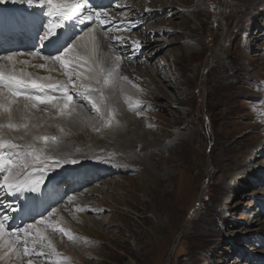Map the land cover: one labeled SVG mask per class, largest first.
<instances>
[{
    "label": "rangeland",
    "instance_id": "374dc122",
    "mask_svg": "<svg viewBox=\"0 0 264 264\" xmlns=\"http://www.w3.org/2000/svg\"><path fill=\"white\" fill-rule=\"evenodd\" d=\"M92 1L100 4V0ZM109 1L99 7H105L110 15L106 29L111 34L112 26L123 23L115 19L121 0ZM124 1L129 3V0ZM169 4L172 10H168L167 16L179 26L176 32L181 33V38L182 34L191 38L190 44L182 40L181 45L194 49L183 61L174 60L166 51L168 68L172 71L166 80L153 72V76H142L139 82H132L134 103L142 107L143 116L138 115L143 123L142 132H148L151 126L155 128L148 146L158 149L155 154L148 153L149 163L156 169L150 172V165L145 169L139 163L148 156L142 151L143 145H139L136 152L139 173L135 172L134 163L124 166L112 159L119 170L131 173L127 178L126 173H118L114 176L119 181L116 186L109 189L108 182L114 180H106L98 188L103 194L90 195L95 199L93 205L97 213L87 216L106 221L103 231L93 229L94 233L91 228H84L72 211L79 205L67 202L75 195L64 196L65 201L54 208L59 207L65 214L68 230L77 238V244L69 254L64 247L68 242L75 243L62 233L55 235L49 230L50 239L57 238L52 243L60 255L36 258L35 264H54L55 261L85 264L81 262L84 256L91 258L89 264H264V0H171ZM130 22L135 25L131 27L130 39L137 36L143 42L147 36L145 27H140L136 20ZM162 24L157 21L155 27L171 32L169 27H161ZM75 31L72 29L69 33ZM38 33L28 40L34 44L30 51L38 47L34 40ZM115 33L118 35L119 31ZM179 38H174L178 43L174 46L180 52ZM142 42L140 44H144ZM139 51L143 56L140 61H147L152 71L155 68L160 71L163 54L155 57L156 51L146 47ZM128 54L126 52L123 58ZM54 127L56 131L60 129L58 125ZM91 164H94L92 160L66 164L67 171L57 174L61 175L58 179L66 180L76 169ZM148 172L164 181L161 186L164 188L158 190L166 189L172 194L153 201L147 197L150 190L144 185L137 193L140 212L132 211L137 203L130 199L129 204L130 193L119 185L128 186L129 178L147 184ZM133 173L134 178L130 177ZM29 200L31 198L26 202ZM12 201L15 202L11 205H19L17 198ZM115 201L122 214L116 212V205L113 208ZM6 202H0V215H9ZM37 205L30 208L34 210ZM20 209L12 211L11 218L23 216L25 220L17 218L9 229L41 219L31 221L28 214L21 215ZM128 211L129 216L123 214ZM52 216L48 219L61 226L57 217ZM98 222L89 221V225L97 228ZM124 240L128 242L127 249L123 246ZM130 247L136 251L129 252ZM27 258L22 261L27 262Z\"/></svg>",
    "mask_w": 264,
    "mask_h": 264
},
{
    "label": "bare ground",
    "instance_id": "6f19581e",
    "mask_svg": "<svg viewBox=\"0 0 264 264\" xmlns=\"http://www.w3.org/2000/svg\"><path fill=\"white\" fill-rule=\"evenodd\" d=\"M116 1L118 2L119 0ZM123 1L124 0H121L120 4H118L120 9L115 14V19H117L119 22H122L123 24L117 25L116 27H114L115 25L112 26L111 34H109L110 32L109 33L107 32V35L105 36V32L103 31V29L108 24H110L111 21L110 15H108V22L103 25V29H101L97 25H92L91 22L89 21H85L83 24L76 21L75 24L70 23L66 30L69 33L70 31H72V29L73 31L77 30V32H80L81 29L87 30L89 26L95 28L94 34L98 36L99 51L94 53L91 50L90 44L87 50L79 49L78 51L81 55H84L88 59L89 65L92 66L93 68H96V70H98V64H97L98 58H103L105 56H115V55H120L122 57V62L119 69V76L120 77L127 76L128 81L118 80L116 84H112L110 82L108 86L104 87V93L106 96L105 102L114 112V117H115L112 123L110 124V126L107 127L103 126V122L101 121L100 117L97 116L95 112L92 113V110L90 108L91 105L87 104V102L85 101H82L80 97L75 94V91L73 90V86L69 85V92L70 94L73 95L74 103L69 105V109L65 110L64 115H59L57 110L53 108L51 105L42 104L39 105L36 109H29L27 112H16L14 114V122L18 124H27L28 125L27 129L25 128L9 129L7 127L0 129V138H2L5 141H11L12 143L21 146L27 145L29 143H33L35 147L45 149V152L53 157L63 158L67 156L69 159H78L81 162L92 160L94 163L76 169L71 176L68 175V178L66 180L58 179L61 175H57L67 171L66 164L61 165L55 170H50L45 175V180L44 183L41 185V191L39 193L30 194L25 192L22 194H17L16 197H13L11 195H8L3 189H0V202L5 203L7 201L6 204L7 203L13 204L12 202L15 201L12 200H14V198H17L21 206L20 209L21 215L23 213L28 214L29 218H31V221L44 216L48 212L47 210L59 206L61 202L65 201V199L63 200L64 196L66 198L69 197L70 194L71 195L74 194L75 196H70V197H75L72 203L79 205L72 208V211L75 212V215L77 216L76 219L79 220L78 222L82 223L84 228L87 227L89 228V230L91 228L92 232H94L93 229L95 231H103V225H106L105 224L106 221L104 220L102 221L101 219H97V218L91 219L92 217L88 218L87 216L88 213L96 211L94 209L95 206L93 205L95 199L90 198V195L98 196L100 193L103 194L102 192H100L98 188H100V185H103V182L106 180L107 181L111 179L114 180L108 182L109 189L112 186H116V183H118L119 181H117L116 178L114 179V176L117 175L118 173L120 172L126 173L124 174L125 175L124 177L126 178H127V174L131 173V171L129 170L127 171L119 170L117 167L113 165L112 159L117 160L118 162L122 163L124 166L134 163L135 172L139 173L137 170V163H138L136 156L137 147L139 145H143L142 151H145L147 153L148 151H150L149 153H154V154L158 149V148L156 149V147L148 146L150 138H152L155 135L152 134L155 128L151 126L148 132L145 133L142 132L143 126L141 125L142 122L138 120V117L140 116L137 115V112H139L140 113L139 115L141 116H143L142 115L143 112H141L142 107L140 108L138 106L139 103H134L136 98L134 97L132 82L134 81L139 82L138 78L142 76L144 77L145 76L150 77V75L153 76V72L157 76L166 80L167 76L170 75V73L172 72L168 68L169 58L166 56V54L170 53V56L173 57L174 60L177 59L178 61H183L189 55L190 51L194 48H192L190 45L189 46L181 45V42L183 41L190 44L191 38L189 35L184 36L183 34L181 38V33L176 32L178 31L177 28H179V26H175L172 20L167 16L168 10L170 11L172 10V7H170L169 4L171 3V0H167V2L163 0H151V1L129 0V3H125V1L124 2ZM106 2L109 3L110 1L107 0ZM99 9L104 10L105 8L100 7ZM48 10L49 9H47L46 7L41 8L35 4L33 6H29L27 3L23 2V0H0V56L2 54L6 55L13 52H19V53L29 52L31 48L34 46V44L29 43L28 40L30 39V36H35V34L38 33V29L43 27L42 23L44 22L47 23L48 17L44 13L47 12ZM104 11L107 12L106 9ZM1 19L4 20V22H1ZM131 20H136L137 23H139L140 27H145L147 36L143 40L144 44H140V42L142 41L137 36L131 37L130 39V32H131L130 30H132L131 27L135 26L133 22H130ZM157 21L158 22L162 21L163 24L161 27H169L171 29V32H168L167 29L163 30L160 27H155V23ZM128 26L129 28H127ZM117 29H119L118 35H116L115 33V30L117 31ZM175 34L176 35L179 34V36L178 37L174 36ZM61 35L63 38L64 34L62 33ZM114 37H123V41H118L114 39ZM174 38H179L180 40L179 41L180 50H181L180 52L176 51L174 45L178 43H176V40H174ZM133 41H137L139 43L138 48L134 46ZM144 47L156 51L155 57L158 56V54H163V56L160 58V67H161L160 71L158 70V68L157 69L155 68L156 70L154 69L152 71L151 69H149L147 61L145 60L140 61L142 55L139 50L143 49ZM49 49L50 48L43 49L45 55L51 52ZM163 49L166 50L163 51ZM126 52L129 54L127 55V58L124 59L123 56ZM16 61L17 62L14 64H8L7 62L0 61V65H4L3 70L5 72L15 71L17 73H27L30 74L32 78L41 81H44L45 79H47V82L68 81V76L64 74V69L61 68V66L58 63L52 64L50 61H44L40 58H33L28 55L18 56L16 58ZM19 61H28V64H22L19 63ZM40 64H44L45 67L44 68L38 67V65ZM105 66L108 67L110 65L106 64ZM162 69L163 72L161 73ZM79 71L83 72L85 71V69L81 68L79 69ZM72 79L74 81L77 80L75 75H73ZM77 83H79V81H77ZM93 86L101 87V85L98 84H93ZM50 91L51 90H46V92H50ZM160 93L163 94V91L161 90ZM56 95H59V93H56ZM97 95L99 94L97 93ZM154 98L157 97H155L154 95ZM2 99L3 97L0 96V100ZM146 106L147 105H145V107ZM13 107L17 108L20 106L14 105ZM72 109H74L72 115H68L67 112ZM35 111H37V113H35ZM0 123H6V119L3 116H0ZM54 125H58L60 129L56 131ZM61 129H63V131H61ZM96 129H99V131H97ZM94 132L97 133L96 136L93 135ZM161 133H163V131ZM50 134L54 135L53 137L58 138L57 143H53L51 140L47 142L43 140H34V137H40V136L49 137ZM83 134H86V136H84ZM64 138H66V140ZM155 140L159 141L158 138H156ZM44 144H46V146H44ZM147 147H149L148 150H146ZM77 149H80V151H78ZM138 150H140V148ZM9 151L11 150L0 149V152H9ZM149 153L147 159L141 160L139 161V163L145 166V169H148V166L150 165L151 168L149 170L150 172H152L153 170L156 169V167L155 165L149 163L150 160ZM152 157L153 156L151 155V158ZM69 171H71V169ZM150 172H148L149 180L147 181V184L146 182H144L142 185L141 183H139L138 180L129 178L128 180H126L128 182L130 181L128 183V186L119 185V187L125 189L127 193H130L128 195V197H130L128 199L129 204L131 200L132 201L134 200L137 203L136 205L133 206L132 211L140 212L138 210L140 201L138 200L139 196H137V193L142 189L144 185H145L144 188L146 187L147 191L150 190V192L147 194V197L151 198L153 201L157 197H168L171 196L172 194L170 191L166 189L158 190L160 188H164L161 187L164 185L163 184L164 181L161 179V177L152 175V173ZM3 175L4 173L0 172V177H2ZM134 175L135 174L133 173L131 174L130 177L134 178ZM236 178L238 177L236 176ZM108 184L106 185L107 188H108ZM86 187H89L90 189L85 191ZM102 190L105 191L104 189ZM80 191L82 193L78 194V192ZM84 194H88V197L84 198L85 196ZM28 195H30L31 200L21 205L20 202L26 201L25 196ZM37 197H39V199H37ZM85 200L86 201L90 200L91 202H85ZM67 202H69V200ZM165 203H167V201ZM35 204L38 205L37 207H35L34 210H32L30 207H32V205L34 206ZM116 204L117 201H115L113 208L115 207ZM59 207L56 208L57 212L52 216V218L56 216L57 221H59L61 224V227L68 229L69 226L66 223V219H65L66 216L59 209ZM78 208H83L85 210L77 211ZM115 210L117 213L122 214L121 212L122 209L119 208V206L117 207L116 205ZM2 214L4 213H1L0 216H2ZM123 214L129 216L130 212L129 211L127 213L123 212ZM14 215L16 216L17 213H15ZM48 220L50 223H52V219L51 220L48 219ZM88 220L91 222L99 220V222L95 224L97 228L91 227L89 225ZM126 222H128V220H126ZM84 228L81 229L85 230ZM46 234L50 239V233H46ZM117 238L115 240H117ZM50 240L51 241L53 240L54 242V240L56 241L57 238L52 237V239ZM124 241L125 242H123L124 244L123 246L124 248L127 249L128 242H126V240ZM59 242H61V240ZM72 242H74L75 244L72 243L69 244L68 242L66 244V247H64L65 250H68L69 254H72V250H73L72 246L77 244L76 240H73ZM4 251L5 250L0 249V256H3V259H0V264H27V262L24 263L22 259L18 258L14 253L8 256H4ZM135 251L136 249L133 248L129 249V252H135ZM133 256H135V254ZM16 257L17 259L14 261ZM29 258L30 257H28L27 259ZM90 259L91 258H89V256L86 257L84 256V259H81V262L85 264H89L88 261ZM83 260H85L86 262H84Z\"/></svg>",
    "mask_w": 264,
    "mask_h": 264
},
{
    "label": "snow or ice",
    "instance_id": "6c2138e0",
    "mask_svg": "<svg viewBox=\"0 0 264 264\" xmlns=\"http://www.w3.org/2000/svg\"><path fill=\"white\" fill-rule=\"evenodd\" d=\"M29 6L34 4L49 9L44 14L48 17L47 23L43 26V34H38L37 40L39 47L28 53L13 52L0 56V61L8 64L16 63V58L22 55H28L33 58H40L44 61H50L52 64L58 63L64 69V74L68 76L67 82H47L32 78L27 73H17L15 71L5 72L4 65H0V116L6 119V123H0V129L7 127L9 129L28 128L27 124H18L14 122L16 112H27L29 109H36L39 105H51L59 115H64L69 105L74 103L73 95L69 92V85H73L75 94L82 101L91 105V110L100 117L103 126H110L114 117V112L106 104L104 87L110 82L116 84L118 80L128 81L127 76L120 77L119 69L122 62L120 55L105 56L98 58V70L89 65L88 59L79 53V49L87 50L89 44L91 50L96 53L99 51L98 36L95 35V28L89 26L87 30L81 29L80 32L68 33L67 27L70 23L76 21L83 24L85 21L91 22L103 29V25L108 22V13L102 9H97L91 4V0H23ZM105 36L107 29H103ZM119 31V29H117ZM63 38H62V35ZM118 41H123V37H114ZM135 47H139L137 41H133ZM44 48H50L52 51L45 55ZM22 64H28V61H19ZM110 65L106 67L105 65ZM44 68V64L38 65ZM84 68L85 71H79ZM73 75L77 80L72 79ZM79 81V83H77ZM93 84L101 85L94 87ZM135 86V85H134ZM46 90H51L46 92ZM59 93V95H56ZM97 93L99 95H97ZM14 105L20 107L14 108ZM131 107V106H130ZM74 109L67 112L72 115ZM140 113L137 112V115ZM99 131V129H96ZM63 131V129H61ZM34 140H51L58 142L57 137L40 136L34 137ZM0 149L11 150L9 152H0V172L4 175L0 177V189H3L8 195L16 197L22 193H39L41 185L44 183L45 175L50 170H55L63 164H78V159H69L48 155L43 148H37L33 143L21 146L11 141H5L0 138ZM39 199V197H37ZM75 197H69V203H72ZM11 211L16 208L9 204L6 205ZM78 208L77 211H84ZM57 212L53 208L48 212V216H42L41 219L15 229H9L7 221L10 216L4 214L0 216V249L5 250L4 256L15 254L18 258L30 257L27 264H34V260L39 257L50 255L59 256L55 246L46 234L49 230L53 234L62 233L70 241L77 239L70 230L52 224L48 217ZM40 248V251H36ZM3 259V256H0ZM54 264H59L55 261Z\"/></svg>",
    "mask_w": 264,
    "mask_h": 264
}]
</instances>
